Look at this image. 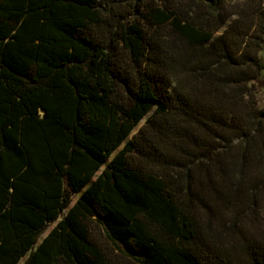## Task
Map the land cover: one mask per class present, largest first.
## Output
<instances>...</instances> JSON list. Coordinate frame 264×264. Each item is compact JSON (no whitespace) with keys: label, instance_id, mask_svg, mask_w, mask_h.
<instances>
[{"label":"trees","instance_id":"16d2710c","mask_svg":"<svg viewBox=\"0 0 264 264\" xmlns=\"http://www.w3.org/2000/svg\"><path fill=\"white\" fill-rule=\"evenodd\" d=\"M263 22L264 0H0V264H264Z\"/></svg>","mask_w":264,"mask_h":264},{"label":"rangeland","instance_id":"374dc122","mask_svg":"<svg viewBox=\"0 0 264 264\" xmlns=\"http://www.w3.org/2000/svg\"><path fill=\"white\" fill-rule=\"evenodd\" d=\"M186 1V0H185ZM238 5H242V3H239ZM199 9H204L205 6L202 4H197ZM264 25V22H263ZM259 58L261 59L262 63V69L260 70L259 76L257 78V81L253 83V86L255 88V100L256 105L258 109L264 110V35H263V43L261 46V50L259 52ZM144 123V120L141 122L140 125ZM258 220L256 222V225L258 226L259 232H264V199H261L258 201ZM54 225H50L46 232L40 237V240L47 235V233L53 228ZM94 235L98 239V241L103 246H108V243L106 242V239L100 229L95 227L94 229Z\"/></svg>","mask_w":264,"mask_h":264}]
</instances>
